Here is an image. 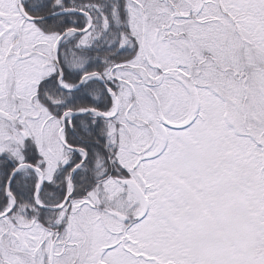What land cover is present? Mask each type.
I'll return each mask as SVG.
<instances>
[{
	"label": "snow or ice",
	"instance_id": "obj_1",
	"mask_svg": "<svg viewBox=\"0 0 264 264\" xmlns=\"http://www.w3.org/2000/svg\"><path fill=\"white\" fill-rule=\"evenodd\" d=\"M0 264H264V0H0Z\"/></svg>",
	"mask_w": 264,
	"mask_h": 264
}]
</instances>
